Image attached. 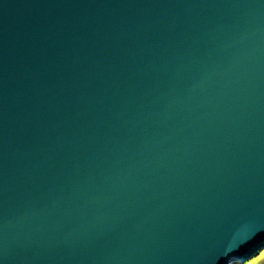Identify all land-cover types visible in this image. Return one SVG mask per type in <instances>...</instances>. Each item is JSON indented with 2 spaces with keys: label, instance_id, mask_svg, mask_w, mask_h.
<instances>
[{
  "label": "water",
  "instance_id": "1",
  "mask_svg": "<svg viewBox=\"0 0 264 264\" xmlns=\"http://www.w3.org/2000/svg\"><path fill=\"white\" fill-rule=\"evenodd\" d=\"M263 248L264 0H0V264Z\"/></svg>",
  "mask_w": 264,
  "mask_h": 264
},
{
  "label": "crops",
  "instance_id": "2",
  "mask_svg": "<svg viewBox=\"0 0 264 264\" xmlns=\"http://www.w3.org/2000/svg\"><path fill=\"white\" fill-rule=\"evenodd\" d=\"M243 264H264V249L259 250L249 260L244 261Z\"/></svg>",
  "mask_w": 264,
  "mask_h": 264
},
{
  "label": "rangeland",
  "instance_id": "3",
  "mask_svg": "<svg viewBox=\"0 0 264 264\" xmlns=\"http://www.w3.org/2000/svg\"><path fill=\"white\" fill-rule=\"evenodd\" d=\"M263 249H264V248H263ZM263 249H262V250H263ZM247 260H249V259H247ZM247 260H246V261H247Z\"/></svg>",
  "mask_w": 264,
  "mask_h": 264
}]
</instances>
